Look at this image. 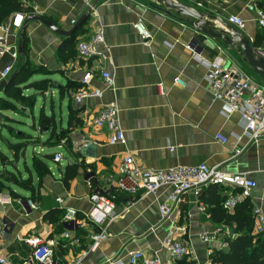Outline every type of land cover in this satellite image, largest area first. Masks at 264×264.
I'll return each mask as SVG.
<instances>
[{"label": "crops", "instance_id": "0c3cea01", "mask_svg": "<svg viewBox=\"0 0 264 264\" xmlns=\"http://www.w3.org/2000/svg\"><path fill=\"white\" fill-rule=\"evenodd\" d=\"M23 1L33 9V16L43 17L65 31L87 15L88 5L96 3V14L86 18L73 41L54 34L38 22H29L25 27L23 22L19 29L14 28L17 15L5 24L11 25L8 42L17 50L22 33L27 34L30 63L46 71L36 81L50 83L41 92H24L25 97H35L33 111L23 108L22 114H3L15 122L14 129L17 125L28 126L19 118L32 122L33 141L17 154L11 146L21 142L9 133L4 120L0 121V175L11 173L22 180L31 178L34 188V193H30L17 186H7L0 193V256L10 259L12 264H31L33 250L25 240L38 237L57 244L53 248V264H107L108 261L127 264L128 253L135 251L148 256L158 254L162 264H213L211 255L226 252V242L241 237L242 233L233 223L215 224L210 219L211 207L202 201L214 197L210 187L203 188L199 198L191 193L184 196L169 219L162 221L159 207L168 201L171 194L168 187L157 196L130 198L116 193L115 183L119 180L120 167L130 156L136 167L146 171L203 164L220 166L230 175L247 174L255 182L256 188L246 201L252 212L258 209L264 216V139L250 142L240 115H229L223 103L212 100L205 82L207 69L200 59L221 58L225 66L237 67L257 84L264 80L253 73L235 47L194 31L174 12L165 14L162 5L154 0H86L90 4L84 0ZM176 1L226 23L229 17L241 18L245 22L243 30L231 26L250 41L255 52L264 53V31L247 11L252 0ZM138 22L151 33L148 45L134 29ZM99 28L105 35L100 49L106 59L86 62L78 56L77 44L89 40ZM217 29L226 31L220 26ZM190 46H194L193 52L187 49ZM19 59L18 54L15 63L9 56L0 60V85L2 71L9 65L15 69ZM88 69L95 71L92 84L104 90V97L78 105L74 96L81 90V80ZM101 70L113 77L114 91L105 90L99 77ZM177 80L183 87L176 84ZM160 86L164 93L160 92ZM3 88L0 99L5 97ZM39 99L43 106L36 120ZM111 102L119 109L126 139L122 145H110L107 131L93 125L100 110ZM42 114L54 120L56 134L62 138L59 144L51 145L55 141L49 142L51 133L41 130ZM71 114L78 123L68 128ZM217 135L227 143L218 141ZM37 142L40 144L36 145ZM52 148L58 151L52 154L49 152ZM61 151L66 152L67 158ZM58 154L65 162H54ZM34 160L45 164L49 174L40 179ZM73 165L79 167L78 175L66 185V168ZM95 192L117 195L118 217L104 226L108 238L91 250L90 236L101 229L84 218L93 209L90 196ZM231 192L235 190L218 187L216 196L227 200ZM68 209L78 213L79 223L69 224L64 220ZM53 216L55 219L51 220ZM253 219L250 233L264 250V233L257 232ZM174 228L185 229L176 235L189 250L181 260L172 259L162 247ZM65 233L79 239V244L65 239Z\"/></svg>", "mask_w": 264, "mask_h": 264}, {"label": "built area", "instance_id": "2783aa9c", "mask_svg": "<svg viewBox=\"0 0 264 264\" xmlns=\"http://www.w3.org/2000/svg\"><path fill=\"white\" fill-rule=\"evenodd\" d=\"M84 1L90 4V1ZM255 3V0H252L247 11L253 15L258 28L264 31V10L259 9ZM88 6L91 14H96L93 5ZM16 18L17 22L15 21L12 26L19 29L25 17L17 15ZM227 22L239 30H243L245 27V22L237 16L229 17ZM10 27L11 25L0 27V60L9 56L15 63L18 60V50L8 42ZM134 29L145 42L144 44L148 45L152 37L145 25L138 22L134 25ZM104 43L105 35L103 30L99 28L89 40L77 44L78 56L86 62L91 60L103 61L106 59V55L100 46H103ZM187 49L193 52L194 46L187 47ZM256 53L258 56L264 57V53L259 51ZM200 61L207 69L205 82L212 100L223 103L229 115L234 113L240 115L244 124V133L250 142L257 143L264 139V82L257 84L237 67L225 66L221 58L200 59ZM13 70V65L5 67L1 73L2 79L6 80ZM99 77L103 81L105 90L114 91L115 82L109 73L101 70ZM94 78H96L94 70L85 71L81 80L82 88L74 96V101L78 105L86 100L104 97V90L93 86ZM176 84L183 87L180 80H177ZM159 90L164 93L161 86ZM93 125L99 130L107 131L110 145L125 144L126 139L120 123L119 109L115 102H111L100 110L93 120ZM216 139L223 144L227 143V140L221 135H217ZM172 151L173 149H171ZM61 161V155L54 156L55 163ZM209 186L227 187L235 190V192H231L223 204V208L228 213H233L239 205L250 199L253 190L256 188L255 182L247 174L230 175L220 166L211 167L203 164L195 167L178 166L169 171H146L136 167L133 158L130 156L124 160L120 167L119 180L115 183L114 189L116 193L119 192L130 198H136L140 195L157 196L161 189L168 187L171 190L168 201L159 207L160 218L165 221L169 219L184 196L191 193L199 198L202 189ZM90 202L93 209L85 216L84 220L101 229L100 233L90 236V249L96 250L100 243L108 238L104 226L112 223L118 217L117 195L95 192L90 196ZM29 205L31 208L34 207L32 203ZM202 209L205 211L206 207H202ZM253 216L255 229L259 234L264 233V216L258 209L253 210ZM64 220L69 224L80 222L78 213L72 209L65 212ZM184 231V228H174L162 244L163 249L174 260H181L189 254L186 244L176 239L178 232ZM64 238L72 240L75 244L80 242L79 239H73L69 233H65ZM25 243L33 250L31 264H53V248L57 244L38 237L27 239ZM0 264H12V262L10 259L0 256ZM107 264L124 263L108 261ZM127 264H162V261L158 254L148 256L142 251H135L128 253Z\"/></svg>", "mask_w": 264, "mask_h": 264}, {"label": "trees", "instance_id": "16d2710c", "mask_svg": "<svg viewBox=\"0 0 264 264\" xmlns=\"http://www.w3.org/2000/svg\"><path fill=\"white\" fill-rule=\"evenodd\" d=\"M259 9L264 10V0L255 3ZM33 9L27 7L23 0H0V27L5 25L11 18L16 15H22L26 18L33 16ZM74 37L70 41H73ZM87 41V40H86ZM21 55L16 68L12 74H15L12 81L6 85L2 91L5 97L0 99V121L4 120L5 126L9 133L18 138L21 143L11 146L14 153L23 150L29 142L33 141V137L23 132L14 131V121L3 115L5 112H15L22 114L23 108L31 109L33 111L35 97H25L26 90H35L41 92L49 86L48 80L36 81L39 77L46 75L45 69L35 66L29 60V40L25 32L20 38ZM11 76V75H10ZM14 122V123H12ZM78 121L74 119V114L70 115L69 127L77 124ZM80 123V121H79ZM10 124V125H9ZM1 125V124H0ZM16 125V124H15ZM23 126V125H20ZM39 126L45 134L51 133L49 142L51 145L59 144L61 136L56 134V124L53 119L46 118L43 114L40 117ZM2 125L0 126V128ZM67 133L64 132V135ZM34 169L38 173L39 178L49 174L48 168L40 161L34 160ZM79 167L73 165L66 168L64 175V183L67 185L70 181L75 179L78 175ZM7 186H17L25 191L34 193L32 179L22 180L18 175L7 173L0 175V193H2ZM214 197L211 200H202L204 204L211 207L208 214L210 219L215 224L230 223L235 224L236 230L242 233L241 237L234 240H228L227 251L215 255H211L213 264H264V250L260 248V241L256 240L255 236L250 233L253 232L254 217L249 201H245L239 205L233 213H228L223 204L225 199L216 196V186H209ZM53 216L51 220H54Z\"/></svg>", "mask_w": 264, "mask_h": 264}, {"label": "water", "instance_id": "95a60500", "mask_svg": "<svg viewBox=\"0 0 264 264\" xmlns=\"http://www.w3.org/2000/svg\"><path fill=\"white\" fill-rule=\"evenodd\" d=\"M154 1L159 5H162L165 14L171 15V13L174 12L177 17H179L182 21L186 22L194 31L199 32L213 40H222L227 45L235 47L238 51V54L244 59V62L252 69L253 73L264 80V57L258 56L250 41L242 33L236 31L230 24L213 16L201 13L195 8L180 3L176 0ZM95 7L96 3L95 5H93V8ZM90 16L91 11H89L87 15L83 16L68 31L61 30L55 27L40 16H30L26 18L24 20V27L29 22H38L50 31H52L54 34L69 39L74 37L78 29L81 28L84 24L86 18H89ZM218 26L225 28L226 31L217 29ZM18 54L21 55L20 45L18 48ZM14 76L15 74H13L9 80H3L0 85V90L6 85H8L12 81Z\"/></svg>", "mask_w": 264, "mask_h": 264}, {"label": "rangeland", "instance_id": "374dc122", "mask_svg": "<svg viewBox=\"0 0 264 264\" xmlns=\"http://www.w3.org/2000/svg\"><path fill=\"white\" fill-rule=\"evenodd\" d=\"M42 106H43V102L41 99L38 100V103H37V109H36V112H35V117H36V120H38L39 116H40V111L42 109ZM20 121H24L25 123L28 124L27 127L25 126H20V125H17L15 126V129H17L20 133L23 132V133H26V134H29V135H34V131L32 130L31 128V125H32V122L27 120V119H22V118H19ZM7 131L4 130V136L7 137ZM13 136V135H12ZM34 137V136H33ZM10 139V138H9ZM40 144L39 142L36 143V145ZM58 149L57 148H52L49 150L50 153H54V152H57ZM30 157L32 155V153L30 152ZM61 155H63L64 157L67 158V154L65 151H61ZM62 162H65V161H62ZM29 165L31 164L30 162V159H29Z\"/></svg>", "mask_w": 264, "mask_h": 264}]
</instances>
